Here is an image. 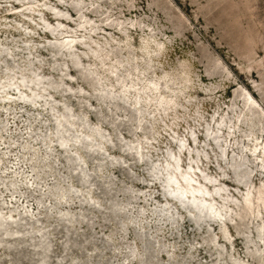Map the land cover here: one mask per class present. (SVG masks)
<instances>
[{
  "label": "rangeland",
  "instance_id": "374dc122",
  "mask_svg": "<svg viewBox=\"0 0 264 264\" xmlns=\"http://www.w3.org/2000/svg\"><path fill=\"white\" fill-rule=\"evenodd\" d=\"M0 50V264H264V0H0Z\"/></svg>",
  "mask_w": 264,
  "mask_h": 264
},
{
  "label": "bare ground",
  "instance_id": "6f19581e",
  "mask_svg": "<svg viewBox=\"0 0 264 264\" xmlns=\"http://www.w3.org/2000/svg\"><path fill=\"white\" fill-rule=\"evenodd\" d=\"M27 9H30L29 7H27ZM26 9V10H27ZM58 20H60V18L57 17ZM62 19H65V18H62ZM118 27V26H116ZM47 33H50V30H47ZM57 47H61V48H72L73 46V41H72V38L71 37H65L63 38L58 44H56ZM0 51H3V50H0ZM72 55H75L74 53H72ZM26 68L30 70V74L29 75H24L22 77V82L27 84V83H30V84H33L32 85H27L29 87V89L32 91V93H30L28 95V100H26L29 104H34L38 101V92H37V86H40L44 83V78L43 76L39 75L38 73L36 72H33L31 71V68H32V62L29 60L27 63H26ZM89 75H94V72L92 71H89L88 72ZM14 76H15V73H14V70L11 68V67H7L5 69V74L0 78V91L4 88H7L9 87L11 84L14 83ZM141 77V76H140ZM117 80L119 82H125V77L124 76H120L117 78ZM148 87L151 88L152 91H157L158 89V86L157 85H154V86H151V85H148ZM102 95L106 98H110L114 95V93L112 92V90H108V89H102ZM121 98L124 100H127V93L126 92H123L121 94ZM168 101V100H167ZM170 102L171 104H174L173 103V100H170L168 101ZM166 101L164 99L162 100H158L157 102V105L158 106H164L166 105ZM164 104V105H163ZM168 104V103H167ZM67 112L63 113L61 116V118H59L56 122V125H57V132H56V138H57V141L59 142V144L63 147V148H67L68 146V141H69V137L67 136V133L69 132L67 130V128L69 126V124L73 125L74 124V121L72 122L70 120V113L68 112V108H66ZM64 114L66 115V120H61L63 117H64ZM79 120L80 123H82L83 125H87L86 123V117L85 116H80L79 117ZM141 122L142 120L140 121V125L138 124V126H141ZM68 128V129H69ZM94 133L97 134V136H100L101 133L98 132L97 130L94 131ZM94 140H90V141H87L86 144L87 146L89 147H92V148H95L96 145L94 144ZM76 141L80 142V143H85L81 138H76ZM264 142V141H263ZM262 142V144H263ZM127 148H131L130 146L128 145H125ZM221 149H222V152H224L223 148H224V145H221L220 146ZM259 149V146L257 145L256 147V150L254 152V154L259 157V158H264V148L261 147L260 151L257 152ZM137 153L140 155L139 157L141 158L142 155L139 151H137ZM76 161V160H75ZM264 161V159H263ZM235 163H233L234 165ZM260 164V163H259ZM261 165V164H260ZM84 167H82L83 169ZM84 170V169H83ZM183 176V179L184 181L181 182V185L183 184V186H178V190H182L183 194H180L178 191L176 193H174L172 196L174 200H178L179 202L181 203H184L186 202L185 199L187 200V198H189V201L191 200V208L196 212V214H202L204 211L207 212V210L203 209V204L201 203L204 199H209L207 196V194L205 193V191H202V187L205 188L206 190V187H204L203 185V182L201 181V183H197V184H193V178L190 177L189 175H185V174H182ZM170 178V177H169ZM169 181L171 182L170 184H172V180L169 179ZM204 182L206 183L207 186H211L212 185V180H210L209 178H205ZM173 186V185H172ZM212 186H216V185H212ZM174 187V186H173ZM174 190H175V187H174ZM198 190H201L200 192H195V191H198ZM195 192V194L192 196L191 194L189 196H185V194L187 192ZM185 193V194H184ZM66 195H68V192H65V191H61L59 192V196H58V200H65L66 199ZM179 195V196H178ZM181 195V196H180ZM216 195L218 196H222V194H219L218 192L216 193ZM216 195L215 194H209V196H214V198H216ZM251 196V193L250 191L248 192L247 196L245 197L246 199V202L244 204L245 208H251L252 207V204H253V199L250 197ZM179 198V199H178ZM201 199H203L201 201ZM201 201V202H200ZM255 201V200H254ZM260 205V208H263L264 209V199L262 196L258 197V206ZM186 208V206H185ZM208 211H212V213H216V215L218 216L219 214L221 215V213H219L218 211V208L210 203L209 204V209ZM207 215V214H206ZM262 219L264 220V217H262ZM219 222V221H218ZM15 222H13L11 225H13ZM221 223L219 222V225ZM10 224H8L4 217L2 216L1 212H0V232H3L5 235H13L16 233V230L13 231V230H10V227H9ZM15 227V225H13ZM41 233V237L42 238H45L46 237V232L45 231H40ZM42 246V249H43V252H42V259H41V262L38 263V264H43V261L46 262V259H47V251L49 250V244L44 241L43 244L41 245ZM44 262V263H45Z\"/></svg>",
  "mask_w": 264,
  "mask_h": 264
}]
</instances>
